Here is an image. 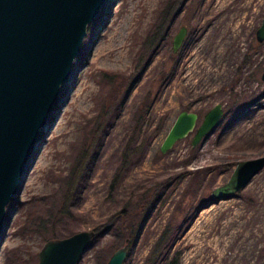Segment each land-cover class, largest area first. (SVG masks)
Wrapping results in <instances>:
<instances>
[{
    "label": "rangeland",
    "instance_id": "rangeland-1",
    "mask_svg": "<svg viewBox=\"0 0 264 264\" xmlns=\"http://www.w3.org/2000/svg\"><path fill=\"white\" fill-rule=\"evenodd\" d=\"M263 18L264 0H108L8 209L0 264H37L48 240L92 230L79 264H105L126 234L124 264H264V169L233 198L211 197L239 161L264 156ZM218 104L224 116L199 145L192 134L160 152L182 111L198 113L199 126ZM174 217L171 247L150 261Z\"/></svg>",
    "mask_w": 264,
    "mask_h": 264
},
{
    "label": "water",
    "instance_id": "water-1",
    "mask_svg": "<svg viewBox=\"0 0 264 264\" xmlns=\"http://www.w3.org/2000/svg\"><path fill=\"white\" fill-rule=\"evenodd\" d=\"M108 0H0V249L5 241L8 209L21 195L62 90L73 75L89 28ZM187 28L173 39V52L182 47ZM264 43V18L256 32ZM264 81V70L261 74ZM224 116L216 105L199 123L196 112L182 111L160 147L168 153L192 133L195 148L218 127ZM264 169V156L239 161L229 180L211 192L212 200L233 198ZM96 231H80L48 240L37 264H79ZM130 240L117 249L107 264H124Z\"/></svg>",
    "mask_w": 264,
    "mask_h": 264
},
{
    "label": "trees",
    "instance_id": "trees-1",
    "mask_svg": "<svg viewBox=\"0 0 264 264\" xmlns=\"http://www.w3.org/2000/svg\"><path fill=\"white\" fill-rule=\"evenodd\" d=\"M173 6H170V8H168L167 10H164V16H162V20L164 19L165 22L168 21L170 13H171V9ZM90 29V28H89ZM90 31V30H89ZM162 32H164V30H162L161 26L157 29V35L155 37V40L153 41L152 45L153 46L155 43H157V41L159 40V38L162 36ZM257 41V40H256ZM257 45H259L258 42H256ZM69 92V84L65 85L63 87L62 90V94H61V98L56 106V110L52 116V120L55 118L56 113L59 111V109L61 108L62 104L65 102L66 100V96ZM129 157V154L127 152L124 153V163L127 162V159ZM78 173V169H76V171H74V173L72 174V176L70 177V179L68 180V185H67V189H66V193L68 198L66 199L64 206L67 204V201L70 197V195L72 194V191L74 189V185L76 182V176ZM206 206H204L203 208H205ZM64 208V207H63ZM200 209H202V206L200 207ZM177 220H179V218L174 217L172 219V221L169 222V225L166 226L165 231L163 232V234H161V236L158 238V240L155 242L150 255H149V260L152 262H157V259L160 257V255H162V253L164 251H167L170 247H171V237L174 235L175 231L178 229L180 222H178ZM182 228V227H180ZM98 230H96L97 232ZM127 239L131 241L133 240V237L129 234H126L124 236V240L126 241ZM108 262V261H107ZM107 262L105 264H107ZM167 264H179V259L177 257L171 258L170 261L167 262Z\"/></svg>",
    "mask_w": 264,
    "mask_h": 264
},
{
    "label": "bare ground",
    "instance_id": "bare-ground-1",
    "mask_svg": "<svg viewBox=\"0 0 264 264\" xmlns=\"http://www.w3.org/2000/svg\"><path fill=\"white\" fill-rule=\"evenodd\" d=\"M150 1H152V0H150ZM151 3V2H150ZM149 4V3H148ZM146 5V4H145ZM147 7H148V5H147ZM96 50L97 49H94V51H93V55L96 53ZM34 181V180H33Z\"/></svg>",
    "mask_w": 264,
    "mask_h": 264
},
{
    "label": "flooded vegetation",
    "instance_id": "flooded-vegetation-1",
    "mask_svg": "<svg viewBox=\"0 0 264 264\" xmlns=\"http://www.w3.org/2000/svg\"><path fill=\"white\" fill-rule=\"evenodd\" d=\"M258 43H259V42H258ZM259 44H261V43H259ZM197 114H198V113H197ZM198 115H199V114H198ZM205 115H206V114H205ZM199 119H200V115H199ZM203 119H204V118H203ZM192 134H193V138H194V134H195V133H192ZM192 134H191V135H192ZM193 138H192V141H193Z\"/></svg>",
    "mask_w": 264,
    "mask_h": 264
}]
</instances>
